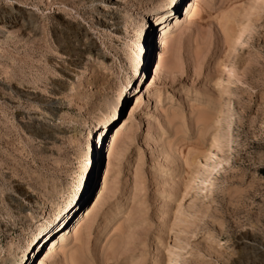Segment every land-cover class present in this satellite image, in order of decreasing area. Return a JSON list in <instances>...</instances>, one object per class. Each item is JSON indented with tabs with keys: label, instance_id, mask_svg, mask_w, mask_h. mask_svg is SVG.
I'll use <instances>...</instances> for the list:
<instances>
[{
	"label": "rangeland",
	"instance_id": "374dc122",
	"mask_svg": "<svg viewBox=\"0 0 264 264\" xmlns=\"http://www.w3.org/2000/svg\"><path fill=\"white\" fill-rule=\"evenodd\" d=\"M166 1L0 0V264L45 228L50 242L69 235L27 264H126L154 243L158 255L139 264H264V0H201L173 29L149 96L153 16ZM18 7L30 22L8 24ZM141 41L150 56L136 74ZM116 93L107 182L123 187L76 242L102 165L97 120ZM130 93L141 103L128 110ZM131 176L140 227L112 242Z\"/></svg>",
	"mask_w": 264,
	"mask_h": 264
},
{
	"label": "bare ground",
	"instance_id": "6f19581e",
	"mask_svg": "<svg viewBox=\"0 0 264 264\" xmlns=\"http://www.w3.org/2000/svg\"><path fill=\"white\" fill-rule=\"evenodd\" d=\"M200 1L201 0H168L166 1L165 4H163L164 6L162 10L154 12L153 17H154V24L156 30L154 34L155 41L153 42V44L154 46H156V48H155V52L152 54L151 61L149 62L146 68L149 77L147 83L145 84L146 92H148L149 96H151L149 90L150 85L153 83L159 70H161L160 67L163 62V58H164L163 56L165 50L168 47V41L170 36L172 35L171 33L173 29L179 27L183 23L189 22L192 19V17L197 14V10H198L197 7ZM177 4H179L178 6H180V8H178V12L176 13V15L172 16L174 11H176L174 6H177ZM31 15L32 13L27 11V9L18 7L16 9V14L12 15V20L8 21L7 23L14 24L16 21V23L20 22L21 25H25L26 23L30 22ZM146 34H150V33L146 32ZM145 46H146V41H141V43L137 45L136 54L134 56L135 57L134 72L136 74L142 73L143 71L142 67L144 66V63H146L148 56H150V55L148 56L146 55V57L144 56L147 49V47ZM123 90L125 91V89ZM122 93H116V96H114L111 100L107 102L105 107L102 109L99 119L97 120L98 129H97L96 138H97V143L101 142L99 157L101 159L102 165L98 171L96 185L93 190L96 193L95 199L93 200V203L86 210H84L82 214V218L77 220L72 228V233L70 235L71 237H73V239L76 242H80L82 240L83 238L82 231L92 222L93 219H96L94 218V215L98 214L97 212L99 210L98 206H100V204L101 205H106L107 203L109 204V202H111L112 199H114L117 196L116 194H118L120 189L123 187L122 186L123 183H121L120 181L118 183H116L117 181H115V184L112 185L107 182V176L111 166L112 157L113 154H115L114 150L118 146L117 143L121 133V127H120L121 121L119 120L114 122V120L118 112L117 110L118 103L122 100L121 99ZM140 103H141V97L136 94L134 95V93L131 94L127 99V104L129 105L128 110L134 109ZM91 155L92 154L90 153V151L86 153L88 160H90ZM91 167H92L91 168L92 171L93 164ZM85 176L83 175L81 177L80 180L81 185H83L87 180V177ZM126 179L128 183L123 193L124 201L122 203V206L120 207L119 212H117L118 215L115 217L116 219L106 236L108 237V240L112 242L117 237L125 234V232H127L131 226L135 225L136 227H138L140 225L141 213H142L141 212L142 184L138 180V178L132 176L127 177ZM125 201L127 202L126 205H125ZM43 228H41V230ZM51 230L52 229L45 228L44 231H41L40 236L36 239V242L35 239H32V241L28 242L24 249L23 248H21L22 250L20 249L21 252L17 256V258L10 264H27V262L30 260V254L35 250V248L37 249V247L39 250L36 253L34 261H37V256L42 257V255L46 253L44 257L40 259V261L44 260L55 249H59L61 246H63V241L68 237L69 232H64L63 234L61 233L60 239L56 243V241L50 242V237L52 232ZM160 250H161L160 246L157 245V243H154L151 246H146L144 244L139 245L134 249V252L131 254L126 264H139L140 258L144 257L149 259L152 256L158 255Z\"/></svg>",
	"mask_w": 264,
	"mask_h": 264
}]
</instances>
